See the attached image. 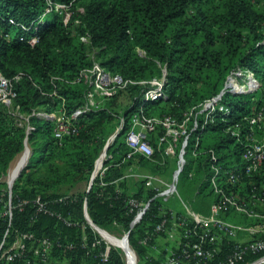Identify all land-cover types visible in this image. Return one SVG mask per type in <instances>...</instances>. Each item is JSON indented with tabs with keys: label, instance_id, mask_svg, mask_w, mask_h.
Returning a JSON list of instances; mask_svg holds the SVG:
<instances>
[{
	"label": "trees",
	"instance_id": "obj_1",
	"mask_svg": "<svg viewBox=\"0 0 264 264\" xmlns=\"http://www.w3.org/2000/svg\"><path fill=\"white\" fill-rule=\"evenodd\" d=\"M49 1L51 6L48 0H0V72L11 80L16 93L9 104L0 103V178L24 151L25 140L30 149L12 186L13 203L16 199L26 203L21 211L13 209L10 230L31 231L52 240L49 256L55 264H124L121 250L105 243L85 223V203L95 225L115 236L128 232V243L139 258L137 264H159L168 252L159 238L167 234L156 231L155 226L178 208L155 197L156 189L147 186L146 178L131 182L135 192L128 190L125 168L132 159L150 162L154 174H163L170 167V160L162 163L157 150L152 160L128 156L124 134L136 112L181 122L192 111L189 133L177 141L178 156L184 140L187 145L181 173L171 179L179 194L175 199L208 214L211 203L221 196L209 183L216 174L224 194L264 215V163L250 172L242 170L247 164L242 158L246 135L264 139V121L252 123L258 113L264 116V0ZM55 4L66 5L67 10L59 13ZM48 6L51 9L46 12ZM34 31L38 39L31 44L26 40ZM94 63L128 83L109 93L93 89L80 74ZM163 75L167 97L146 104L139 112L148 82ZM242 80L244 87L236 89V82ZM88 91L94 104L88 102ZM215 96H220L229 113L216 111L204 123L200 105ZM85 106L88 109L72 120L74 128L61 138L53 133L54 119L33 114L70 115ZM26 123L35 129L27 133ZM236 131L238 136L233 134ZM116 132L106 151L104 165L108 168L87 190L95 162ZM163 133L161 125L150 132L155 148ZM117 166L122 167L121 173L112 178L109 171ZM230 169L242 171L236 181L228 180L226 171ZM36 198L48 211L36 210ZM130 199L148 204L132 228L139 207L130 211ZM176 213L183 214V209ZM221 216L244 225L262 220L233 206ZM83 233L87 248L81 246ZM195 240L192 236L187 241L179 239L181 243ZM71 242L72 248L68 246ZM171 245L181 258L182 246ZM209 247L216 248L212 264H228L235 250L234 243L225 238ZM105 250L108 258L103 262ZM188 253L191 261L198 260L191 249ZM257 255L248 252L234 264Z\"/></svg>",
	"mask_w": 264,
	"mask_h": 264
},
{
	"label": "built area",
	"instance_id": "obj_2",
	"mask_svg": "<svg viewBox=\"0 0 264 264\" xmlns=\"http://www.w3.org/2000/svg\"><path fill=\"white\" fill-rule=\"evenodd\" d=\"M48 4L51 6V1L48 0ZM50 6H48L46 12L50 11ZM54 9L60 13L61 10H67V6L63 4H55ZM34 30H37V26L34 27ZM19 39L24 40L23 37H20ZM37 39L38 35L35 33L32 34L26 41L33 44L37 41ZM80 76L85 82L92 85L93 89L105 93L121 89L128 83V81L123 79L119 74L110 72L98 63H94L89 69L83 70ZM163 77L164 75L161 78H154L148 82L150 87L144 91L143 101L138 108L139 112H143L146 104L167 97V94L163 89ZM15 96L16 93L11 80L4 77L0 72V103L9 104ZM87 99L89 103L94 104L93 94L91 91H88ZM87 109L88 106L78 108L70 115L65 114V112L47 113L44 111H37L33 114L40 117L54 119L55 126L53 128V133L55 137L61 138L65 133H68L74 128L72 120ZM200 111L204 112V123L211 121L213 114L216 111L222 112L226 115L229 113V109L221 103L220 96H215L204 101L200 105ZM191 114L192 111H190L181 122H177L171 117H147L144 113H133L130 120V126L124 134V143L128 150V156L136 154L152 160L155 156V151L157 150L162 163L168 159L178 157L179 153H177V141L181 137L188 135L190 130L189 123ZM263 121L264 116L262 113H258L255 118L252 119V123L256 125L263 123ZM157 125H161L163 127L164 133L158 137L157 148H155L150 142L149 134L155 130ZM34 129L35 127L33 125L26 123L27 133ZM233 134L238 136L240 133L239 131H236L233 132ZM114 135L109 138L108 142L114 138ZM197 141L198 137H196V142ZM246 141L247 143L243 149L242 158L247 161V164L242 170L244 172H250L255 167L264 163V139H258L254 134L248 133L246 135ZM186 145L187 143L184 140L182 142L181 150H183ZM180 156H182V153H180ZM212 158L215 159V156H212ZM99 160L100 162L98 165ZM103 160L104 155L100 156L96 160L94 170L92 171L88 182L87 190L91 186L94 178L98 176L102 179L106 169L108 168L107 165H104ZM182 161L184 163L183 158ZM17 162L18 160L13 164H10L7 172L0 178V182L5 183L4 186H0V264H9L17 260H21L23 264H55L51 262L49 256L53 245L52 240L37 237L31 231H21L17 229L10 230L13 209L21 211L22 207L26 203L25 200L21 199H16L14 203L12 200L13 183L27 163L26 162L21 167L16 168ZM13 170L15 171L13 172ZM215 170L217 171L218 169L215 168ZM241 172L242 171L233 172L232 169L227 170L226 174L228 175V180L236 181ZM191 173L192 172H189V174ZM130 175H132V173H128L125 176ZM219 177L220 176L215 174L209 178L211 187L215 192L220 193L221 196L218 201L211 203L208 214H202L193 210L190 205L181 200L180 203L183 208V214L178 215L174 211H169L168 215H165L161 222L155 226L156 231H161L167 234L166 237L161 236L159 239H167L175 236L177 243L176 247L179 248L181 245V253H183L181 258L177 257L176 252L173 251L171 247H167L165 250L168 252L165 255V258L159 261V264H212L216 248H210L209 245L217 246L222 238L232 241L235 245L234 252L227 259L228 264H234L236 261L243 259V256L248 252L258 253V255L244 261L242 264H264V215L243 206L237 202L233 196L224 194L223 189L218 186L217 181ZM144 178L147 179L146 183L150 184V187L157 190L159 187H156L155 185L159 184L161 185L160 187L167 188L169 191L173 192L176 197H179L175 183L167 182L162 176L154 174L145 175ZM115 182H117V180H115ZM101 184L105 185L104 182H101ZM129 204L130 211L139 207L130 223V228H132L141 219L148 204L138 202L136 199H130ZM35 206L37 211H48L45 203L41 202L38 198L35 200ZM229 206H233L236 211L244 212L249 217L253 216L261 218L262 220L253 225H244L226 220L221 215ZM82 210L85 223L96 231L100 236V239L104 240L105 243L116 247L109 243V241L102 235V232H105L103 229L98 226L91 225L85 203L83 204ZM85 223L81 225L82 228H85ZM2 224L3 226L5 225L4 229H2ZM178 228L181 229V232H179ZM126 233L121 238L109 233L107 234L109 236H113V238L117 240H124ZM191 236L196 237V240L192 243H181L179 241V239L187 241L191 239ZM153 237V235H150V240H152ZM148 238L149 237L143 239V243L149 240ZM100 239L96 242H99ZM81 240V246L87 248L88 243L86 233L82 234ZM71 243H69L68 246L72 248L74 244ZM128 248L131 250L134 257L133 264H137L136 254L130 247L129 243ZM188 249L192 250L193 256L198 257L197 261L190 260ZM107 258L108 252L105 250L101 253V260L105 262ZM127 259L126 263L128 264Z\"/></svg>",
	"mask_w": 264,
	"mask_h": 264
},
{
	"label": "crops",
	"instance_id": "obj_3",
	"mask_svg": "<svg viewBox=\"0 0 264 264\" xmlns=\"http://www.w3.org/2000/svg\"><path fill=\"white\" fill-rule=\"evenodd\" d=\"M153 135V133L151 134V136ZM156 135V133H154V135L153 136H155ZM149 139H150V134H149ZM112 141H113V139L112 140H110L109 141V144L110 143H112ZM178 153V152H177ZM181 153H182V156H178V157H176V158H171V159H168V160H170L169 162H168V165H170V167L168 168V170L166 171L165 169L164 170H162L163 171V173H165L166 175H167V177L169 176V178L170 179H172V178H174V177H176L177 175H179V173H181L180 171H181V165H182V163H183V161H182V158L184 159V157H183V150L181 151ZM104 155H106V153L104 154ZM136 155V154H135ZM137 156V155H136ZM157 156H154V158H156ZM182 157V158H181ZM106 158V157H105ZM147 159V158H146ZM105 160V159H104ZM103 160V162H105ZM148 160H150V159H148ZM185 160V159H184ZM150 164V162L148 163V164H146V165H149ZM120 169H122V167L120 166V167H114V168H112L109 172L111 173V176H112V178H115V177H117V175H119L121 172L119 171ZM125 172H129V173H132V175H130V176H127L126 177V179H129V180H127V183L130 181V184H129V188H128V190L131 192V193H133V192H135L136 191V188H135V186L131 183V182H134V181H136L137 179H139V178H144V176L145 175H150V174H154L153 173V170H150V166H149V168L147 167V171H146V169H144V167H142V165L140 164V162H139V159L138 158H134V159H132V163L129 165V166H127L126 168H125ZM124 172V173H125ZM154 175H160V176H162L163 174H161V173H156V174H154ZM163 177V176H162ZM147 184V183H146ZM156 184V183H155ZM147 186H150V184H147ZM156 187H159L157 190H156V193H155V197H158L159 199H161L162 200V202L163 203H166V204H168L169 205V207H171V206H174V207H177V204H176V202L175 203H170L169 201H170V199H174V197L175 198H177L176 197V195L173 193V192H171V191H169L167 188H165V187H160L161 185H159V184H156L155 185ZM175 200H178L177 202L179 203V205H181L180 204V202L181 201H179V199H175ZM174 210V212H176V210H178V209H173ZM169 235H172V234H169ZM166 238H162L161 240L162 241H164V242H174L175 244H177L176 243V238H175V236L174 237H169V238H167L166 240H165Z\"/></svg>",
	"mask_w": 264,
	"mask_h": 264
},
{
	"label": "rangeland",
	"instance_id": "obj_4",
	"mask_svg": "<svg viewBox=\"0 0 264 264\" xmlns=\"http://www.w3.org/2000/svg\"><path fill=\"white\" fill-rule=\"evenodd\" d=\"M237 84L234 86L236 89H242L243 87H244V81L242 80L241 82H236ZM27 149L29 148V145H28V143H27ZM30 150V149H29ZM24 152V151H23ZM22 152V153H23ZM22 153L18 156V157H16L15 159H14V161H12L10 164H13L14 162H16L19 158H20V156L22 155ZM100 156H102V152L100 153V155L98 156V158L100 157ZM105 157H107V154L106 155H104V159H105ZM97 158V159H98ZM141 165H142V167H144V169H146V171H147V167L149 168V166H150V170H152L153 169V166L152 165H146V164H142V163H140ZM93 170H94V168H93ZM163 179L165 180V181H167V182H170V183H174V182H172L171 181V179L169 178V176L167 177V175L165 174V173H163ZM89 182V181H88ZM170 203H175L176 202V204H177V208L179 209V210H182L183 208H182V206L181 205H179V203L177 202V200H175V197H174V199L172 198V199H170V201H169ZM109 234H112V235H115V234H113V233H110V232H108ZM125 234V232L124 233H122V234H120V235H116L117 237H123V235ZM107 240V239H106ZM160 243V242H159ZM162 243H164V246L167 248L168 246H167V243H165V242H163L162 241ZM171 244H174V242H171V243H169V246L170 247H172V245ZM114 246H116V247H118L120 250H121V254L123 255V259H124V264H127L126 263V259H127V256H126V252L121 248V247H119V246H117V245H114ZM136 259H137V262H138V260H139V258H138V256L136 255Z\"/></svg>",
	"mask_w": 264,
	"mask_h": 264
},
{
	"label": "bare ground",
	"instance_id": "obj_5",
	"mask_svg": "<svg viewBox=\"0 0 264 264\" xmlns=\"http://www.w3.org/2000/svg\"><path fill=\"white\" fill-rule=\"evenodd\" d=\"M27 153H28V149L26 147L24 152L22 153V155L18 159L16 168L21 167L25 163V161L27 159ZM99 162H100V160L98 161V165H99ZM14 171L15 170H13V172ZM102 235L105 237V239H107L109 241V243H111L113 245H117V246L121 247L124 251H126V254L128 256V259H127L128 264H133V259H134L133 254L131 253V250L126 246V243L123 239L117 240V239L113 238V236H109L105 232H102Z\"/></svg>",
	"mask_w": 264,
	"mask_h": 264
},
{
	"label": "water",
	"instance_id": "obj_6",
	"mask_svg": "<svg viewBox=\"0 0 264 264\" xmlns=\"http://www.w3.org/2000/svg\"><path fill=\"white\" fill-rule=\"evenodd\" d=\"M117 132H118V131H117ZM117 132H116V134L114 135V137L117 135ZM108 146H109V142H107V143L105 144L104 149H103V151H102V155H104V154L106 153ZM26 147H28V146H27V142H26V140H25V142H24V149H23V150H25ZM29 153H30V150H29V148H28L27 159H28ZM27 159H26L25 163L27 162ZM87 214H88V213H87ZM88 218H89V220H90L91 225H93V226H97V225H95V224L92 222V220L90 219L89 215H88ZM104 231H105V230H104ZM105 232H106V231H105ZM106 233H108V232H106ZM124 240H125V243H126V245H127V247H128V232L126 233Z\"/></svg>",
	"mask_w": 264,
	"mask_h": 264
}]
</instances>
